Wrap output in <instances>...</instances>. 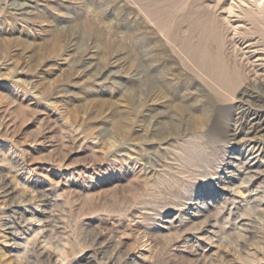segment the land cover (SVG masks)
Listing matches in <instances>:
<instances>
[{
    "label": "rangeland",
    "instance_id": "1",
    "mask_svg": "<svg viewBox=\"0 0 264 264\" xmlns=\"http://www.w3.org/2000/svg\"><path fill=\"white\" fill-rule=\"evenodd\" d=\"M263 139L264 0H0V264H264Z\"/></svg>",
    "mask_w": 264,
    "mask_h": 264
},
{
    "label": "bare ground",
    "instance_id": "2",
    "mask_svg": "<svg viewBox=\"0 0 264 264\" xmlns=\"http://www.w3.org/2000/svg\"><path fill=\"white\" fill-rule=\"evenodd\" d=\"M264 140V139H263ZM262 140V141H263ZM260 141V140H258ZM253 146L257 149L259 148V151H263V146L260 144V142H252ZM255 150V149H254ZM258 153V152H257ZM257 157H260V155H258ZM258 168V167H257ZM5 255H8V251L5 252ZM115 260V259H114Z\"/></svg>",
    "mask_w": 264,
    "mask_h": 264
}]
</instances>
